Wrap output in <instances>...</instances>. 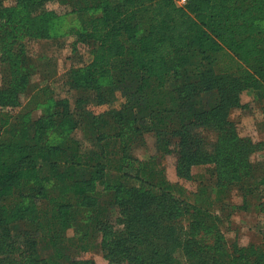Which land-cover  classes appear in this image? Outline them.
<instances>
[{
  "label": "trees",
  "instance_id": "16d2710c",
  "mask_svg": "<svg viewBox=\"0 0 264 264\" xmlns=\"http://www.w3.org/2000/svg\"><path fill=\"white\" fill-rule=\"evenodd\" d=\"M55 2L80 0H0V108L22 107V97L37 88L39 65L30 46L50 39L48 5ZM137 2L115 3L88 19L83 39L97 45L90 65L75 75L87 86L108 79L129 90L132 103L115 118L121 123L134 114L133 124H149L127 123L114 138L128 144L129 134L154 132L159 158L132 174L125 167L137 160L124 165L126 145L114 146L107 185L99 156L81 154L72 138H53L63 128L56 113L36 121L12 115L20 133L6 139L7 129L0 132V226L14 225L16 264H94L82 254L96 247V232L103 233L108 264H264V237L230 244L214 211L222 194L238 187L246 200L264 185L252 145L230 119L242 108L243 90L264 89V0H189L185 7ZM225 50L253 73H218L215 55ZM213 90L217 97L204 104L201 95ZM168 156L175 159L176 183L166 175ZM200 167L213 170L212 184L200 181L189 191L181 181H193ZM9 236L0 233V253Z\"/></svg>",
  "mask_w": 264,
  "mask_h": 264
},
{
  "label": "rangeland",
  "instance_id": "374dc122",
  "mask_svg": "<svg viewBox=\"0 0 264 264\" xmlns=\"http://www.w3.org/2000/svg\"><path fill=\"white\" fill-rule=\"evenodd\" d=\"M124 0H80L77 4H61L58 2L48 5L49 10H54L50 18L49 33L50 39L32 43L30 46L39 65L36 75L33 77V85L36 89L30 90L28 95L22 97V107L0 108V120L2 113L5 121H9L8 127H2L0 132L6 131L3 138H9L12 131L19 134V120L11 119L12 115L23 116L24 120L36 121L49 114L56 113V124L63 125L53 135L57 140L65 138L74 139L83 155L92 154L99 156L96 162H101L105 171V182L108 185V170L113 169L110 164L108 169V151L114 146H125L126 151L124 165L127 159L129 166L125 167L126 172L136 174L140 163L153 158H159L157 136L154 132L142 131L129 134L131 140L128 144L126 138H114L116 132L126 130L123 126L127 123L132 127L149 124L148 121H139L133 124L134 114H129L128 119L119 122L114 114L122 111L129 103H132L130 91L121 86L114 85L108 79L99 80L94 86H87L77 79L75 73L85 70L93 60V48L97 45L94 41L84 40L86 22L91 17H98L104 14L105 9L115 3ZM146 0H138L137 3H145ZM72 30H79L80 34L71 33ZM215 70L218 73L234 72L240 74L243 71L253 73L249 65H243L229 51H223L215 55ZM76 81H80L78 85ZM40 88H47L36 95ZM35 95V96H34ZM30 103H27L31 100ZM217 97V91L205 92L201 95V101L208 104ZM240 100L242 108L233 111L230 119L237 122L236 129L240 138L249 141L254 154L251 161L254 168L264 173V89L248 88L241 92ZM67 120L69 121L68 123ZM58 125V126H59ZM116 128H120L116 131ZM126 137L127 135L124 134ZM212 139H215L212 138ZM167 178L176 183L179 180L175 159L167 157L164 161ZM102 169V168H101ZM193 181H181L183 185L192 192L197 191L200 181L212 184L214 179L213 170L209 167L196 168ZM53 183L47 182L46 186L53 191ZM99 187H103L100 185ZM53 194H57L54 191ZM242 196V192L236 187L233 191L222 194L219 202L215 203L214 211L222 219V230L231 243L238 245L258 244L264 237V185H257L251 193ZM106 198H99L102 201ZM216 201V199L214 200ZM218 201V200H217ZM115 213V210H112ZM14 225L5 222L0 226V233H10L6 241L5 253H0V264H16L21 259L18 251L14 249ZM72 236L73 232H69ZM103 233L96 232L94 241L96 247L84 254L82 258L92 261L94 264H108V259L102 251L101 241ZM42 256L47 254L42 253ZM25 260V258H23Z\"/></svg>",
  "mask_w": 264,
  "mask_h": 264
},
{
  "label": "built area",
  "instance_id": "2783aa9c",
  "mask_svg": "<svg viewBox=\"0 0 264 264\" xmlns=\"http://www.w3.org/2000/svg\"><path fill=\"white\" fill-rule=\"evenodd\" d=\"M174 3L180 7H185L188 3L189 0H173Z\"/></svg>",
  "mask_w": 264,
  "mask_h": 264
}]
</instances>
